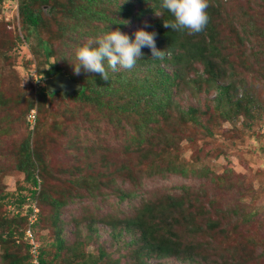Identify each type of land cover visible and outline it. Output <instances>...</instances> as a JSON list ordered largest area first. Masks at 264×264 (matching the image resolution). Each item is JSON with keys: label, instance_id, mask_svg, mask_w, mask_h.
Segmentation results:
<instances>
[{"label": "rangeland", "instance_id": "rangeland-1", "mask_svg": "<svg viewBox=\"0 0 264 264\" xmlns=\"http://www.w3.org/2000/svg\"><path fill=\"white\" fill-rule=\"evenodd\" d=\"M224 2L226 9L233 14H240V10L245 8L248 13L254 11L250 22L256 32H264V0ZM18 3V0H3L0 4V47L5 50L4 53L0 50V195H7L0 198V223L3 225L0 231L6 228L4 222L7 220L12 221L9 225L16 229L15 235L0 245V264H9L12 256L23 263L27 253L25 243L30 242L25 234L22 235L28 224L22 222L18 215L27 217L24 212L26 205L31 207V203L38 208L37 222L35 227L31 226L34 241L40 244V248L52 250L55 232H58L66 244L81 242L84 255L79 259L89 255L100 264H117V260L127 264H264V75H255L257 70L264 72V58L261 56L264 38L248 37L244 39L243 47L235 39V46L229 50V59L236 65L237 78L244 79L245 88L257 97L250 111L252 121H242L243 116L239 115L232 122H222L217 118V124H211L209 114L216 116L219 113L214 102L215 83L206 89L196 83L180 84L175 89L174 94L177 95L173 106L176 108L171 119L160 121V128L155 131L149 129V124L146 125L141 117L132 126L129 118L119 120L114 112L112 116L118 121L111 116H100L90 105L72 99L71 95L63 96L56 92L37 101V91L44 86V74L40 71L47 68V63L39 52H35L32 39L16 41L21 31ZM41 10L54 31L56 24L51 17H54L53 11H56V18L59 16V7L43 5ZM137 10L135 7L133 13ZM150 15L131 19L124 25L123 32L134 35ZM237 22L241 21H235L233 25L239 33H244ZM233 31L227 23L224 29L217 28L216 32L223 39L227 35L236 37ZM56 40L59 48L60 40ZM253 45L262 47L260 57L252 53ZM53 59L51 57L50 61ZM64 62L65 58L59 60L61 65ZM198 68L199 64H196L183 75L191 78ZM139 72L142 77L150 71ZM34 75L40 77L38 84ZM238 93L241 94V90ZM31 100L35 114L33 124L27 119V114L24 115L26 104ZM191 105L207 110L201 121L210 123L212 134L204 130L199 132V125L181 120L177 106L186 108ZM168 132L175 134L171 147L166 143ZM152 133L154 140L151 144H138L129 139L130 135H137L146 142V137ZM24 143L38 152L45 167V175L39 177L35 195L30 194L33 185L31 187L23 173L14 168L16 155ZM127 144L132 147L128 152L125 149ZM175 157L178 165L182 164L188 170V177L164 176L161 171L155 172L164 169ZM119 163H124L133 172L140 167L136 178L126 177L121 181L117 177L115 180L123 183L120 187L138 192L137 197L130 195L119 200L108 186L101 187L104 194L96 195L95 200L86 196L74 197V193H85L81 187L78 190L83 177L90 174L107 178L114 168L120 167ZM147 166L150 168L146 173ZM122 174L125 176L124 169ZM183 185L189 187L187 202H196L204 210L209 208V213L217 218L219 225L211 230L212 233L190 232L187 230L190 223L175 226L182 243H192L194 251L181 247L176 256L166 258L154 254L136 255L134 246H125L136 236V231L121 230V225L113 223L104 225L101 222L104 218H98L104 213L110 219L132 214L130 205H139L142 197L154 203H166L169 199L166 195H179ZM51 197L67 198L68 201L54 208L50 205ZM7 199L11 200L10 206ZM17 209L19 214L15 215ZM85 209L88 218L83 220L81 216ZM89 220H92L91 227L87 230ZM196 222L202 223L204 219H196ZM98 250H104L108 257L98 256Z\"/></svg>", "mask_w": 264, "mask_h": 264}, {"label": "trees", "instance_id": "trees-1", "mask_svg": "<svg viewBox=\"0 0 264 264\" xmlns=\"http://www.w3.org/2000/svg\"><path fill=\"white\" fill-rule=\"evenodd\" d=\"M18 1L17 10L21 31L16 41L27 42L31 39L34 41L35 52H39L47 63V68L40 71L44 74V79L64 70L73 81H81L82 89L76 91L77 95L75 97L72 95L70 97L90 105L100 116H111L113 118L112 113L114 112L118 114L119 120L129 118L132 126L136 119L141 117L146 125L149 124V129L157 131L160 128V121L171 119L173 109L176 108L173 106V102L177 95L174 93L178 85L185 84L188 86L196 83L200 85V88L206 89L212 83H215L214 102L216 103L215 109L219 113L216 116L213 113L209 114V117H212L211 124H217L218 120L232 122L239 115L243 116L242 121L253 120L250 111L257 97H255L254 92L245 88L244 79L237 78V72L234 71L236 65L229 59V50L235 46V39H238L239 46L243 47L245 46L244 39L248 37L259 36L264 38V32H256L254 24L252 25L250 22L251 14H255L254 11L248 13L245 8L240 10V14L236 12L235 15L226 9L224 0H207L208 7L206 11L209 17L207 25L200 33L188 34L187 31L176 32L165 26V22L171 21L173 17L171 13L161 7L160 0ZM2 2L3 0H0V4ZM43 5H52L54 8L59 7V16L56 18V11H53L54 14L52 15L54 17H51L53 18L51 20L56 24L54 31L49 25L48 17L42 15L41 7ZM135 7L138 10L133 13ZM143 14L151 15L148 16L145 25L141 28L154 33L156 48L165 52L162 58H153L151 50L144 47L141 49V57L137 59L133 68H120L116 72L109 71L108 80L102 79L98 73L85 71L82 67L79 74L73 71L72 63H76L74 54L77 47L105 31L107 25L110 29L119 28L123 32L124 25L127 22L131 19H139ZM235 21H241L237 23L240 24L241 30L245 34L239 33L238 28L233 25ZM227 23L234 30L236 37L227 35L220 39L216 32L217 28L224 29ZM127 34L130 39L133 37V33L131 35L130 33ZM56 39L60 40L59 48ZM261 48L253 45L252 53L260 57ZM0 50H2L1 53L5 51L1 47ZM261 56L264 58V53ZM51 57L54 58L52 61H50ZM63 58H65V62L61 65L59 60H63ZM163 62L167 63L168 66L165 67ZM196 64H199V70L194 73L193 77L187 79V76L183 75L184 72L193 68ZM169 68H171V71L168 70ZM262 69H264V64ZM143 70L150 72L141 77L139 71ZM259 74L264 75V72L255 71L256 76H259ZM239 90H241V94L238 93ZM55 94L56 92L48 93L45 87L42 86L37 91L36 100L41 101ZM33 100L27 102L24 115H28L33 108ZM206 111L198 105H191L186 108L177 106V112L181 120L199 125V132L204 130L208 134H212L209 127L210 123L203 124L201 121ZM217 118L218 120H216ZM115 119L118 121L117 118ZM174 137L175 134H170V132L165 135L166 143L170 147L174 143ZM146 138V142H144V138L137 135H130L129 137L131 141L138 144H151V141L154 140V134H149ZM22 146L16 155L14 168L23 173L25 181L31 187L33 185L30 194L35 195L39 177L42 178L45 175V167L42 158L37 151H34L33 147H29L25 143ZM131 148L127 144L125 147L126 152ZM178 163L177 157L172 158L168 166L155 172L161 171L164 176L174 174L181 176V178L188 177V170L181 163V166H179ZM118 166L120 167L113 169V177L111 173L107 178H105V175L92 177V175L87 174L88 176L83 177L78 186V190L81 187L85 193H74V197L86 196L95 200L96 195L103 196L104 193L101 192L103 186H108L111 191L113 190L119 200H124V197L130 195L134 198L137 197L138 192L120 187L119 185L123 183H116L115 180L117 177H120L121 181L126 177L136 178L140 167L138 171L134 170L133 172L124 163H119ZM148 168L150 166H147L144 172L147 173ZM123 169L125 170V176L122 174ZM181 188L183 191L179 195L167 193L169 195L166 196L169 199L166 200V203H154L153 200L142 197L139 205L133 203L130 205L131 210L133 209V213H129L130 215L122 214L120 217L116 216L110 219L104 213L98 215V218H104L101 221L104 225L110 226L113 223L121 225V230L136 231V236L125 244V246H134L133 249L136 248V255L154 254L156 257L166 258L176 256L181 247H186L187 250L192 251V243H182L179 235L177 236L176 225L190 223L187 230L193 233L199 231L212 233L211 230L219 225L217 218H213L212 214L209 213V208L204 210L201 206H197L196 202H187L190 194L188 193L189 187L183 185ZM42 194L45 193L42 192ZM5 197L7 195H0V198ZM8 201L9 199H7ZM49 201L52 207L57 208L66 204L68 199L60 200L51 197ZM95 205L92 208H95ZM87 212V209H85L81 216L83 220L88 218ZM18 217L26 223V216L18 215ZM196 219L199 221L204 219L203 224L197 223ZM91 221L89 220L86 223L87 230L91 227ZM11 222L8 220L4 222L6 228L0 231V245L5 244L6 240L12 238L16 233L15 227L9 225ZM36 222L33 225L34 227ZM0 227H3L2 223H0ZM23 234L24 231L22 230ZM29 246L26 241L27 253L23 257V263L12 256L13 258L9 264H32L31 256L28 253ZM52 246L53 249L49 250L47 247L40 248V244H38L36 257L38 264H60L61 262L64 264H100L89 255L79 259V256L84 255L81 242L74 241L66 244L64 237L58 232H55ZM65 249L66 251H64ZM98 256L103 258L108 257V254L104 250H100V252L98 250ZM117 262V264H127L125 261L119 263L117 260ZM142 264L148 263L142 262Z\"/></svg>", "mask_w": 264, "mask_h": 264}, {"label": "clouds", "instance_id": "clouds-1", "mask_svg": "<svg viewBox=\"0 0 264 264\" xmlns=\"http://www.w3.org/2000/svg\"><path fill=\"white\" fill-rule=\"evenodd\" d=\"M160 4L173 17L171 21L165 22V26L176 32L200 33L208 23L207 0H160ZM144 47L151 50L153 58H162L165 55L164 51L156 48L154 33L141 28L137 29L130 39L129 35L121 32L119 28L113 30L107 25L105 31L76 48L74 54L76 63H72L73 71L79 74L82 67L85 71L98 73L102 79L108 80L109 71L116 72L120 68H133L137 59L141 57V49ZM24 205L26 204L21 206ZM8 206H10V202ZM30 210L31 208H26L24 212L27 215L26 218H28ZM18 214L17 209L15 215ZM26 223H29L28 219ZM35 242L37 243V241ZM30 246L28 252L31 256V263L34 264Z\"/></svg>", "mask_w": 264, "mask_h": 264}, {"label": "water", "instance_id": "water-1", "mask_svg": "<svg viewBox=\"0 0 264 264\" xmlns=\"http://www.w3.org/2000/svg\"><path fill=\"white\" fill-rule=\"evenodd\" d=\"M44 86L48 93L59 92L63 96H76V91L82 89V84L73 81L67 73L60 71L44 79Z\"/></svg>", "mask_w": 264, "mask_h": 264}, {"label": "built area", "instance_id": "built-area-1", "mask_svg": "<svg viewBox=\"0 0 264 264\" xmlns=\"http://www.w3.org/2000/svg\"><path fill=\"white\" fill-rule=\"evenodd\" d=\"M34 80L37 82V84L40 82V77H38L37 75H34ZM28 120L31 124L34 123L35 120V114L33 109L29 112L28 114ZM26 208H31L30 213L28 215V227L25 230V235L26 237L29 239L30 242V253L32 254L33 257V262L34 264H38L36 257L38 254V244L34 241V237H33V233H32V229H31V225L33 224V222L36 220V213L38 211L36 205L32 204L31 207H29L28 205L26 206Z\"/></svg>", "mask_w": 264, "mask_h": 264}]
</instances>
